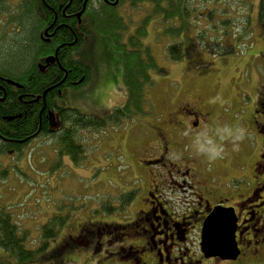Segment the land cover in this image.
I'll list each match as a JSON object with an SVG mask.
<instances>
[{
    "label": "rangeland",
    "instance_id": "obj_1",
    "mask_svg": "<svg viewBox=\"0 0 264 264\" xmlns=\"http://www.w3.org/2000/svg\"><path fill=\"white\" fill-rule=\"evenodd\" d=\"M204 1L190 0V5ZM224 1L214 5L209 12V23L214 24L216 31L214 34L208 30L206 35L202 33L208 20L203 19L206 16L205 8H201V17L194 24L190 23L187 36L180 34L178 37L173 36L174 32L169 29L179 23L178 19H164L162 12H154L149 4L138 7L123 4L118 7L127 25L122 39L124 42L148 17L142 45L151 49L161 69L160 72L154 68L148 69L150 82L145 86V113L136 115L138 118L146 121L166 118L185 99L197 100V105L202 104L203 108V104H210L209 99L217 95L225 101L223 105L213 104L216 112L222 115L223 111L221 123L238 121V102L245 107L248 105L247 110L250 109L253 87L255 96L264 86V17L258 16V0H254V7L249 5L250 0H234L238 1L236 5L231 3L232 0ZM20 3L21 0H0V61L25 54L22 45L27 44L26 31L30 23L22 18L24 12ZM250 14L254 15V20L249 18L247 25L250 35L245 34L246 37L237 39L243 29L241 24ZM11 17L14 18L13 28ZM219 19L229 25L217 24ZM21 20L25 21L23 27L21 22L17 23ZM176 41L182 42L180 48L183 56L180 60L171 61L167 48ZM250 50L254 52V62ZM74 55L90 63L92 72L86 83L62 89L60 105H69L81 113L103 117L107 110L125 103L121 50L110 46L100 33L93 32L83 46L74 51ZM25 61L20 62L24 64ZM261 90L264 92V87ZM136 116L120 125H107L98 130L77 128L75 138L84 149V158L79 164L73 163L67 154L59 152L61 132L58 131L31 139L19 153L0 154V209L11 215L20 230L26 231L27 245L31 248L38 246L41 225L52 215L64 216L62 226L57 228L54 237L48 239L46 246L47 250L59 253L60 261L46 260L39 264H129L126 261L100 260L90 251V247L83 249L76 244L84 242V236L80 235L83 228L88 231L95 226H104L105 231L118 236L122 228L120 225L128 223L141 205L143 195L140 192L135 193L126 205V196H122L132 193L139 183L137 177L143 178L142 184L146 180L143 169H139L138 156L142 143L139 145L135 141L146 123L143 128L141 124L137 125ZM59 126L57 123L54 129H61ZM254 140L255 158L259 139ZM242 154L232 152L230 146L227 147L225 155L228 159L217 160L223 165L218 172L222 179L234 172L237 159ZM112 224L116 227L114 230L110 229ZM72 235H77L78 243L75 242L74 248L66 243L67 240L71 241ZM196 237L197 242L199 233ZM1 253L0 264L7 259L0 250ZM254 260V255L249 254L246 261L235 264H257ZM259 262L264 264V259ZM208 264L234 263L216 260Z\"/></svg>",
    "mask_w": 264,
    "mask_h": 264
},
{
    "label": "flooded vegetation",
    "instance_id": "obj_2",
    "mask_svg": "<svg viewBox=\"0 0 264 264\" xmlns=\"http://www.w3.org/2000/svg\"><path fill=\"white\" fill-rule=\"evenodd\" d=\"M172 1L183 6L188 0ZM131 2V0H67L64 7L59 5L57 10L52 2L40 0L36 3L37 8L34 14L39 18L48 19L37 32L43 44L50 45L52 40L58 39L62 32L60 30L73 33L71 42H57L53 52L38 58L36 67L39 72L49 69V63L59 65V55L68 52L62 51L60 54L59 51L62 48L69 49L77 42L76 32L84 38V42L77 46L76 50L83 46L92 33L81 32L79 27L84 24L90 29L91 11L103 6L118 8L123 4L128 7L149 4L151 8L156 5L163 7L171 4L170 0H143L136 5H132ZM237 2L231 1L234 5ZM249 5L254 7V0H250ZM50 14H52L51 20H49ZM252 15L247 16L245 23L241 24L243 29L241 28L238 34L240 39L243 36L246 37L245 34L250 35L247 25L250 19L254 20ZM73 23L76 24L74 29L71 27ZM11 26L13 28L14 22H11ZM243 30L244 33H242ZM132 34H129L127 38ZM74 51L75 49L71 52L72 56ZM249 53L254 62V52L250 50ZM53 55H56L53 62L47 63L45 59ZM61 69L63 70L61 81L52 89H43L41 93L32 91L34 85L29 78L34 72L28 74L22 83L0 75V104L8 103L7 97H15V100L25 108L38 109L39 122L33 138L40 135V128L45 127L46 123L50 131L60 130L61 132L60 128L54 129L57 123L61 128L69 126V123H65L61 116L63 109L70 107L60 105L62 89L77 85L82 79L76 78L71 67H61ZM8 80L18 83L19 86L9 83ZM67 83L70 84L67 85ZM262 88L254 96L253 87L249 110H247L248 105L245 107L238 102L236 113L240 114V117L237 122L244 125L248 133L240 144L238 152L243 154L237 159L234 172L223 179L218 173L223 169V165L217 161L209 163L205 158L196 156L191 150L189 139L180 134L186 124L198 128L202 123H221L223 111L221 115L219 111L214 110L213 104L205 103L201 108L202 104L198 106L197 100L185 99L180 101L166 118L159 117L155 121H146L136 116L137 125L141 124L143 128L146 123L145 128L135 138L139 145L142 143L138 156L141 166L138 167L143 169L146 175L143 184L142 177L136 178L139 183L132 190L134 195L137 192L143 195L140 198V207L128 223L120 225L122 228L120 227L118 236L110 234L111 231H105L104 226H95L88 231L83 228L80 230V235L84 236V242L78 243L77 235H72V242L70 240L66 242L68 247L74 248L76 245L83 249L90 247V251L98 255L100 260L110 259L116 263L123 261L129 264L216 262L219 260L216 257H203L196 247L198 244L196 235L200 233L205 218L213 209L220 207L231 209L233 212L235 240L239 250L236 259L225 261L235 264L246 261L248 255L253 254L254 263L260 264L259 261L264 259V92ZM46 89L52 93L48 95L46 91L43 95ZM255 138L259 139V145L254 158ZM30 140L28 137L14 139L0 135V154L15 151L19 153L22 146ZM227 147L229 146L226 145V150ZM223 159L228 158L225 155ZM115 228L112 224L110 229ZM108 234L110 238L107 237ZM75 242L78 244L75 245Z\"/></svg>",
    "mask_w": 264,
    "mask_h": 264
},
{
    "label": "trees",
    "instance_id": "obj_3",
    "mask_svg": "<svg viewBox=\"0 0 264 264\" xmlns=\"http://www.w3.org/2000/svg\"><path fill=\"white\" fill-rule=\"evenodd\" d=\"M37 1L40 2V0H21L22 3H20V7L24 12L22 18L30 23L28 30L26 31L27 38L25 40L27 44L22 45L25 49V54H22L21 56L19 55L18 57H12L14 59L6 57L7 59L4 58L3 61H0V75L8 76L13 80L22 83L25 81L28 74L34 72V74L31 75V78H29L33 83L32 85H34V89L32 90L34 93H41L45 88L52 89L59 81H61L63 76V70L61 67H71L76 78L82 79L77 85L86 83L90 79V73L92 72L91 64L71 55V52L74 49L76 50V47L84 42L82 35L77 32L75 33L77 35V42L71 46V48H62L59 51L60 54L62 51H68L66 54L59 55V65H51V63H49V69L44 72H39L37 69L36 63L39 60L38 58L47 53L53 52L57 42L68 43L73 40V33L60 30L62 32H60L61 34L58 39L56 38L55 40H52L50 45L43 44L38 38L37 32L41 25H43L48 19L39 18L34 14L37 8L36 3H39ZM45 1L52 2L53 7L56 10L59 5L63 8L65 2H67V0ZM131 1L132 5H136L143 0ZM170 1L171 4L163 7L156 5L154 7V12L158 11L160 13L161 11L164 15V19H178L179 23L174 24L169 28L174 32L172 35L178 37L180 34H185V36H187L190 23L193 22L194 24V22H197V18L201 17L199 14L201 8H205L206 16L204 17L209 18L210 10L214 5H218L220 0H205L203 3L197 2L192 6L190 5V0H188L183 6L179 5V3H173L172 0ZM201 4H203L202 7L200 6ZM221 13L222 11L220 14ZM258 16L264 17V0H258ZM51 18L52 14H50L49 20H51ZM221 19H219L217 24H220L221 26L229 25L227 24L228 22H223ZM147 20L148 17H146L142 25L137 27L134 33L127 38L126 43L122 41V37L123 32L127 29V25L117 7L103 6L100 9L91 11L90 29H88L87 26L85 27L84 24L79 27L81 32L84 31L88 34L93 32L100 33L110 46L122 51V79L126 89V101L121 106L107 110L103 117L94 114H84L71 107L63 109L61 113L62 119L65 122H68L69 126L68 128H61V133H59V152L67 154L73 163L79 164L84 158L83 146L77 142L74 134L77 128H96V130H98L107 125L117 126L125 120L133 119L134 116L145 113V86L150 82L148 69L154 68L158 72L161 71L152 55L151 49L148 46L142 45V38L146 33L145 27L147 25ZM207 20L209 23V19ZM25 21L21 20L17 23L21 22V27H23ZM10 22H14V18L11 17ZM208 23L207 25H204L202 33L206 35L208 30L212 31L214 34L216 32L214 30V24ZM176 25H178V28H175ZM195 26L196 25L193 26L194 29ZM71 27L74 29L76 24H71ZM199 36L200 34L198 37ZM237 39H240V37H237ZM186 40H189V38H186ZM181 43L182 42L180 41H176L174 44L168 46L167 53L171 61L180 60L183 56L180 48ZM24 59L26 61L23 64L20 61ZM69 84L70 83H67V85ZM51 93L50 90L47 91L48 95ZM7 98H9L6 100L9 101V104H0V135L14 139H25L26 137H28V140L32 139L35 136L34 134L38 127V109H27L15 100V97ZM56 131L59 132L60 130ZM52 132L54 131L47 129L46 123L45 127L40 128L39 133L48 134ZM3 147H5V145H3ZM123 195L126 196L124 201V204L126 205L127 202L132 199L134 193H125L122 194V196ZM63 220L64 216L62 217L60 214L52 215L43 225H41L38 246L31 248L26 244L28 236L26 231L20 230L17 224L12 220L11 215L0 209V250L4 252L7 257V259H5L6 257L4 258L6 261L2 260L1 263H12L13 261L14 264H29L32 262L34 264H39L46 260L59 262V253H56L51 249L47 250L46 246L48 239L54 237L57 228L62 226V223L64 222ZM0 255L3 256L2 253Z\"/></svg>",
    "mask_w": 264,
    "mask_h": 264
},
{
    "label": "clouds",
    "instance_id": "obj_4",
    "mask_svg": "<svg viewBox=\"0 0 264 264\" xmlns=\"http://www.w3.org/2000/svg\"><path fill=\"white\" fill-rule=\"evenodd\" d=\"M210 104L225 101L219 96L209 99ZM247 128L239 122L233 123H202L198 128L186 124L181 130V136L189 139L192 152L212 163L223 159L226 154V145L230 146L232 152L240 150L241 142L246 138Z\"/></svg>",
    "mask_w": 264,
    "mask_h": 264
},
{
    "label": "water",
    "instance_id": "obj_5",
    "mask_svg": "<svg viewBox=\"0 0 264 264\" xmlns=\"http://www.w3.org/2000/svg\"><path fill=\"white\" fill-rule=\"evenodd\" d=\"M56 55L48 56L47 63L53 62ZM16 86L18 83L8 80ZM49 89V88H47ZM44 90L43 95L47 91ZM235 219L231 209L216 207L205 218L200 230L199 249L204 257H217L221 260H234L239 254L235 240Z\"/></svg>",
    "mask_w": 264,
    "mask_h": 264
},
{
    "label": "bare ground",
    "instance_id": "obj_6",
    "mask_svg": "<svg viewBox=\"0 0 264 264\" xmlns=\"http://www.w3.org/2000/svg\"><path fill=\"white\" fill-rule=\"evenodd\" d=\"M42 41V40H41ZM64 114V113H63Z\"/></svg>",
    "mask_w": 264,
    "mask_h": 264
}]
</instances>
